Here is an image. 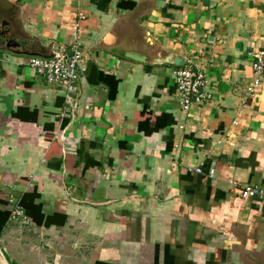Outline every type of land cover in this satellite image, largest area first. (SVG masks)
<instances>
[{"label": "crops", "instance_id": "0c3cea01", "mask_svg": "<svg viewBox=\"0 0 264 264\" xmlns=\"http://www.w3.org/2000/svg\"><path fill=\"white\" fill-rule=\"evenodd\" d=\"M79 13L68 102L28 61L70 50ZM261 49L264 0H0V264H264V199L238 192L264 186ZM191 63L212 97L185 113Z\"/></svg>", "mask_w": 264, "mask_h": 264}, {"label": "built area", "instance_id": "2783aa9c", "mask_svg": "<svg viewBox=\"0 0 264 264\" xmlns=\"http://www.w3.org/2000/svg\"><path fill=\"white\" fill-rule=\"evenodd\" d=\"M85 18L79 13L75 24V41L70 50L59 47L53 50L52 54L44 56H33L29 59L28 65L35 69L37 74L48 84L54 85L64 90L68 102L72 99V93L77 89L78 83L83 78L81 61L84 57L82 42L79 40L81 21ZM252 68L254 79L247 87V93L254 95L264 85V49L253 55ZM178 102L185 113L190 112L194 104H204L212 97L207 91V73L201 65L191 63V65L181 67L175 71ZM237 124V122H235ZM183 128V126H181ZM204 163L190 168L191 172L203 174ZM209 177L216 175V164L212 163L208 169ZM239 195L245 199H264V186L252 183H245L238 189ZM8 203L12 206L10 219L17 221L20 218L26 219L24 207L21 200H15L10 196Z\"/></svg>", "mask_w": 264, "mask_h": 264}, {"label": "water", "instance_id": "95a60500", "mask_svg": "<svg viewBox=\"0 0 264 264\" xmlns=\"http://www.w3.org/2000/svg\"><path fill=\"white\" fill-rule=\"evenodd\" d=\"M36 56H44V57H47L49 55H36ZM129 56L132 57V58H135V59H142L143 57L138 55V54H134V53H129ZM164 61V59H157V63H162ZM174 62L178 65H184V61H179V59H174Z\"/></svg>", "mask_w": 264, "mask_h": 264}, {"label": "trees", "instance_id": "16d2710c", "mask_svg": "<svg viewBox=\"0 0 264 264\" xmlns=\"http://www.w3.org/2000/svg\"><path fill=\"white\" fill-rule=\"evenodd\" d=\"M115 92H116V90L115 91L112 90V93H114V94L111 93V95L114 96ZM21 204H22L23 207H25L23 199L21 200ZM8 215H10V212L8 213ZM0 232H1V228H0Z\"/></svg>", "mask_w": 264, "mask_h": 264}]
</instances>
